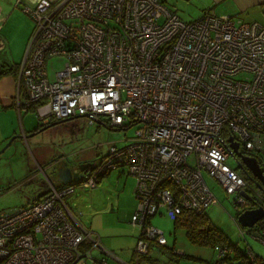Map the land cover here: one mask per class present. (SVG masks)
I'll list each match as a JSON object with an SVG mask.
<instances>
[{
  "label": "built area",
  "instance_id": "obj_1",
  "mask_svg": "<svg viewBox=\"0 0 264 264\" xmlns=\"http://www.w3.org/2000/svg\"><path fill=\"white\" fill-rule=\"evenodd\" d=\"M33 20L20 62L16 104L40 123L86 115L110 127L139 124L122 146L90 161L74 181L0 211V264H107L119 259L65 201L75 185L94 188L116 168L135 178L130 222L139 229L132 259L166 244L151 223L217 202L204 173L233 195L243 238L264 244V217L240 226L236 214L264 207V194L227 164V137L255 151L264 135V22L208 11L185 21L162 0H16ZM62 57L49 77L46 60ZM22 93V94H21ZM245 190L252 200L240 194ZM249 230V231H248ZM222 246L218 256L230 253ZM250 264H264L251 246ZM97 253V254H95Z\"/></svg>",
  "mask_w": 264,
  "mask_h": 264
},
{
  "label": "rangeland",
  "instance_id": "obj_2",
  "mask_svg": "<svg viewBox=\"0 0 264 264\" xmlns=\"http://www.w3.org/2000/svg\"><path fill=\"white\" fill-rule=\"evenodd\" d=\"M2 1L5 0H0V2ZM13 2L14 0L10 2V11L13 12H10L11 15L1 29L9 39V44L6 45L3 53H7V55L12 53V56L15 52L18 54L19 41L23 32L31 28L30 35L33 27V20L30 16L20 6L14 8ZM163 2L166 7L185 21L196 19L202 14L201 6L196 0H163ZM15 4L16 0L14 6ZM26 44L23 47L26 48ZM64 62L65 59L62 57L48 58L46 65L49 77H52L56 70L62 68ZM22 117L25 129L28 131L23 135L22 124L18 122L17 135L19 136L14 137L0 153V211L24 204L23 197L26 187L28 188L33 182L23 184L21 180L30 168L38 170L37 179L46 181L45 177H48L49 180L56 183L54 162L57 159L94 161L99 156L106 154L110 145L122 146L127 143L128 138L139 126V124H132L125 127H110L102 120L90 123L88 116L76 115L34 133V128L39 125L34 112L32 110L24 111ZM227 164L232 168L237 166L235 158L231 155L227 158ZM122 169H124L123 172ZM204 178L217 198L215 204L206 208V215L222 229L232 242H237L243 248L249 245L260 257L264 258V244L250 233H246L243 238L233 219L236 213L233 203L234 196L228 195L224 188L208 174L204 173ZM134 183V176L129 174L126 168H116L102 176L94 188L75 185V192L71 196L65 197V201L81 223L93 231L94 229L97 231L103 229L107 233H111L110 235L113 236L109 238H114L115 244L121 245L118 244L121 237L116 235L118 232L127 234L125 237L128 238L126 237L120 242L125 245L124 247L129 248L133 245L130 234V217L134 199ZM152 219V225L163 231L167 247H174L176 253H186L208 259L214 258L215 248L189 242L184 229L175 227L174 220L164 212L154 215ZM128 239L131 241L130 243ZM188 260L191 263L209 264L204 259H202L203 261Z\"/></svg>",
  "mask_w": 264,
  "mask_h": 264
},
{
  "label": "crops",
  "instance_id": "obj_3",
  "mask_svg": "<svg viewBox=\"0 0 264 264\" xmlns=\"http://www.w3.org/2000/svg\"><path fill=\"white\" fill-rule=\"evenodd\" d=\"M196 1L201 6L202 13L208 11L214 15H229L235 19H242L245 21L256 20L259 22H264V0H196ZM10 2H12V0H5L4 2L3 1L0 2V64H6V65L17 64V66H20V62L22 60L24 49H25V47L23 46L25 43H27L26 40H28V35H29L31 28H29L27 31H24L23 34L21 33L22 35L20 34L21 35L20 41H19L20 48L18 50V54L17 52H15L14 56H12V53L11 55L10 54L7 55V53H3L6 45L9 44V39L5 36V34L2 33L1 29L3 28V25L8 20L11 13L13 12V11H10L11 10ZM14 2L12 4L14 8L16 6H20L16 4L14 6ZM8 13L10 14L8 15ZM18 71H19V67L16 71L8 72L7 74H4L0 77V148L9 140L10 137L19 136L17 135L18 122L22 124L21 130H22L23 135L26 134L28 129H25L22 113L28 110L33 111L32 106L29 107L28 109L24 108L23 104H24L25 97H24V94L22 93H21L22 95H21V101H20L21 106L19 108L17 107L16 96H17ZM40 124L42 123L39 122V125ZM39 125H37V127ZM46 127L47 126H44V128ZM44 128L40 127L38 130H35L34 128L33 132L36 133L38 131H41ZM258 144L259 146L255 148V151L260 155L261 161H262L261 166L262 168H264V135L259 136ZM36 162L38 161L36 160ZM123 170L124 169H122V172ZM83 171L84 170H82L81 172H76V173H78V175L80 176ZM37 176H38V170L36 171V168L35 169L30 168L28 172L25 173L24 178L21 180L23 184L33 182L31 185L29 184L30 186L28 188L26 187V190L24 193L25 195L23 197L24 204H27L28 202L38 198L47 189L46 181H44V179H37L38 178ZM54 176H55V182H56L54 184L56 186L69 183V182H58L56 174H54ZM77 178H73L72 181L76 180ZM133 194H134V188H133ZM135 204H136V199H135V194H134L133 205L131 207V214L135 208ZM159 214H163V212ZM151 220L153 219L151 218ZM130 228H131L130 234L132 235L131 238L133 240L132 241L133 245L129 248L124 247L125 245H122V243L120 242L122 239H125L127 237V236L125 237V235L127 234H124L123 232H118L116 234V235L121 236L118 241L119 242L118 244H121V245H117L115 244L116 242L114 238L113 239L109 238L110 236H113V235H110L111 233H107V231L103 229L102 230L100 229L101 231L99 230L97 231L94 229V232L99 235L100 240L102 244L104 245V247L120 258L119 260L111 256H108L107 264H124V262H127L132 259L133 247L135 245L137 236L139 234V229L132 224ZM119 229L121 228L119 227ZM128 242L130 243L131 241L128 239ZM166 244L161 245V246H167ZM219 248L220 247L215 248V251H216V254L214 256L215 259L219 257L218 256ZM153 254L155 256H158L161 260L163 261L165 260V257L163 255L157 252H153ZM192 256L196 257V255H192ZM199 258H202L208 262H212L215 260L214 258L208 259L207 257H199ZM176 264H202V263H191L189 262L188 259H180Z\"/></svg>",
  "mask_w": 264,
  "mask_h": 264
},
{
  "label": "trees",
  "instance_id": "obj_4",
  "mask_svg": "<svg viewBox=\"0 0 264 264\" xmlns=\"http://www.w3.org/2000/svg\"><path fill=\"white\" fill-rule=\"evenodd\" d=\"M18 67L17 64H0V77L8 72L16 71ZM50 122L40 124L35 130L48 125ZM245 153L256 156L259 163L262 164L261 157L256 151H247ZM236 170L238 171L239 169L236 167ZM238 172L250 185H253V187L257 189L243 172ZM173 220L175 227L184 229L187 239L192 244L210 246L212 248L226 246L230 249V253L220 256L212 262L206 261L209 264H250V261L246 257V248L240 247L237 242H232L222 229H220L205 213L195 214L191 211L183 210ZM153 252L163 255L165 260H161L158 256H155ZM180 259L203 261L198 257L186 253H176L174 247L161 246L151 242L149 243L147 253L139 257L137 264H176Z\"/></svg>",
  "mask_w": 264,
  "mask_h": 264
},
{
  "label": "water",
  "instance_id": "obj_5",
  "mask_svg": "<svg viewBox=\"0 0 264 264\" xmlns=\"http://www.w3.org/2000/svg\"><path fill=\"white\" fill-rule=\"evenodd\" d=\"M85 116H87V114ZM64 119L51 121L46 126L54 125ZM14 137L15 136L10 137L7 143L0 148V153L10 144ZM227 142L229 148L231 149V156H233L236 160V167L240 168L241 171L245 174V176L255 185V187L260 190L262 194H264V168H262L258 158L254 155H250L240 150L239 142L237 140H234L232 135H229L227 137ZM78 176V173H72V171L67 167L59 169L57 180L58 182H71L73 178H77ZM240 194L246 197L248 200H252L251 196L248 194L247 191L241 190ZM262 217H264V207L262 206L246 208L236 214L237 222L240 226L243 227H251Z\"/></svg>",
  "mask_w": 264,
  "mask_h": 264
},
{
  "label": "flooded vegetation",
  "instance_id": "obj_6",
  "mask_svg": "<svg viewBox=\"0 0 264 264\" xmlns=\"http://www.w3.org/2000/svg\"><path fill=\"white\" fill-rule=\"evenodd\" d=\"M54 163L56 165L55 174L58 177L59 169L68 167L72 171V173L81 172L82 170H85L88 168L90 161H87V160H73V161L67 160L65 161V160L57 159ZM238 169H239L238 171H241L240 168Z\"/></svg>",
  "mask_w": 264,
  "mask_h": 264
}]
</instances>
